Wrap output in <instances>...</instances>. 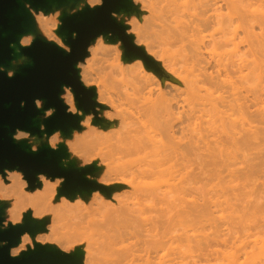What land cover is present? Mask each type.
Returning <instances> with one entry per match:
<instances>
[{"label":"bare ground","instance_id":"1","mask_svg":"<svg viewBox=\"0 0 264 264\" xmlns=\"http://www.w3.org/2000/svg\"><path fill=\"white\" fill-rule=\"evenodd\" d=\"M132 2L137 5L143 16L142 20L132 18L129 21L135 43L143 47L150 58L159 62L172 81L161 83L157 77L159 74L156 76L153 71L147 70L141 59L127 63L122 57L121 49H111L112 43L98 39L96 45L89 48V57L79 67V78L84 86L95 89L97 102L106 109L103 114L107 124L93 125V116L85 115L81 121L83 133L80 136L75 135L66 143V151L73 161L84 160L88 164L95 162L101 175V185L114 186L117 191L111 198H105L103 193L95 191L88 205H84L85 201L80 198L72 203L64 196L58 199L52 189V181L44 176L37 177L40 188L29 190L26 181L21 178L20 171L18 173L15 170H5L7 184L17 197L30 206L27 212L20 215L31 213L32 220L39 221L40 225L49 222L45 234L38 235L35 239L29 234L24 235L19 245L30 240V247L35 242L68 252L73 246H83L88 242L95 244V241L103 239L101 244L104 245L112 238L117 237L124 241L133 235L147 236L150 232L145 240L140 237L145 242L143 245L147 246L146 249L150 244L152 247L158 242L155 248L150 247V250L155 252L161 244L166 246L169 237L165 243H162L161 239L156 241L154 230L162 232L161 229L168 225L192 222L197 215L201 225L208 223L213 226L210 227L215 228V231L209 229L213 232L211 241L215 239V244L217 240L218 243L226 244V234L222 226L230 216L224 217L226 220L223 219V225L215 223L223 214H229L224 211L232 215L230 225L226 226L229 228L227 230L231 231L236 230V225H240V228H255L257 220L264 216V183L260 185L263 186V191H258V195L251 189L253 186L255 188L256 183L253 180L257 178V166L252 163L256 160L251 159L255 155L251 152L256 149L257 143L264 141V0ZM223 8L228 10V13H224ZM43 17L41 23L44 25L39 24V28L49 33L45 28L49 19L45 20ZM122 17L124 20L125 17ZM29 44L28 36L23 35L19 46ZM174 45L178 46L173 47ZM170 47L174 48L173 52L178 48L176 51L180 53L171 52ZM13 48L17 59L7 71L9 76H12L15 64L25 60L19 48L16 45H13ZM111 52H114L115 56L111 59L115 60L113 62L109 61L113 55ZM108 53L111 56H108ZM105 54L110 57L108 62L106 58L105 61L114 63L110 67L103 65L105 70L111 69V72H104L111 73L109 81L105 75H102L105 77L103 79L97 78V73L95 75V66L104 61L100 58ZM107 74L106 76L109 75ZM60 98L67 106L68 112L80 114L76 109L71 88L65 87ZM98 109L101 111V108ZM51 113L52 110H49L46 115ZM26 135V132L17 130L14 139ZM259 135H262L260 142ZM54 141L62 143L58 135L54 137ZM256 169L258 170V167ZM202 181L205 182L203 185H206V188L210 181L215 185H210L213 188L207 190L199 184L204 183ZM2 182L1 178L0 185ZM195 190L201 192L202 197L204 195L203 200L199 198L203 202H195L194 198H191L194 197ZM0 201L5 206V223L15 222L19 214L13 203L6 201L1 193ZM196 208H201L199 213L195 212ZM215 209L224 212L221 217L214 216ZM83 211L87 213L84 214ZM94 211L99 213L93 214ZM218 211L217 215L220 214ZM257 215L260 216L258 219ZM198 219L195 220L196 226L199 225ZM262 220L264 221V218ZM174 226L170 227L171 231L167 230L169 227L165 229L172 233ZM102 231L105 233L101 234ZM199 231L202 232L200 229ZM170 232L168 233L171 235ZM96 233L99 235L97 240L94 239ZM185 234L179 239L184 238L188 246L194 244L190 245L193 249L205 250V258L212 255L223 258L220 251L210 250L209 236L206 240L209 239L210 242L207 243L204 238L202 241L206 242L202 244L201 240H197L200 236ZM150 235L152 236L149 237ZM256 235L250 237L261 238ZM164 236L161 235L163 239ZM137 237L139 239V235ZM148 239L155 241L150 243ZM262 239L264 245V238ZM173 240L176 242V239ZM253 242L244 246L251 247L250 252L245 251L246 256L243 254L246 258L249 253V257L244 259L241 256L245 263L255 264L258 257L260 258L257 255H261L264 250L263 245L261 247L255 244L253 248ZM171 244L174 245V242ZM66 245L72 246L66 248ZM16 248L11 249L12 256H15ZM167 250L171 252L170 249ZM255 253L257 255H254ZM187 254L189 257L190 253ZM234 254L235 256L231 255L233 261L238 255ZM167 255L169 260L170 256ZM205 258L203 259L208 262V258ZM148 260L147 263H151L149 257ZM192 260V264L197 263ZM239 260L240 258L237 262ZM220 261L226 264L224 258ZM233 261L231 259L229 263L236 264L232 263ZM168 262L174 264L171 260ZM177 262L181 263L178 260ZM164 263L163 259L159 262ZM256 263L258 264V261Z\"/></svg>","mask_w":264,"mask_h":264},{"label":"water","instance_id":"2","mask_svg":"<svg viewBox=\"0 0 264 264\" xmlns=\"http://www.w3.org/2000/svg\"><path fill=\"white\" fill-rule=\"evenodd\" d=\"M79 0H0V173L5 170L22 172L29 190L40 187L37 177L43 175L50 180L62 179L57 197H85L100 191L110 197L111 189L104 187L88 176L96 171L95 165L76 167L66 163L69 157L66 147L58 145L56 149L42 144L33 151L27 141H17V130L24 131L31 137L49 138L56 132L64 137L73 131L81 130V121L85 115L94 116V125H102L97 108L102 107L96 100L94 88H86L79 78L78 65L89 56L90 46L100 37L109 43L120 42L123 59L127 62L141 59L147 70L161 73L159 65L139 47L134 36L128 33V27L116 16L121 13L131 14L137 11L132 0H101L95 7L85 6L81 10L68 14L62 13L57 35L68 47L64 50L55 43L36 37L29 46H19L23 35L34 34L36 24L32 12L45 14L64 7L72 8ZM13 45L29 62L14 66L12 76L7 70L17 59ZM71 88L77 111L82 115L68 112L60 98L64 88ZM38 94L45 97L41 101L42 114L28 115L18 108V102L24 97ZM52 110L49 116L46 112ZM27 129V130H25ZM4 205L0 204V264H69L64 257L71 255L76 264L83 263L81 250L68 254L49 245L34 243L18 256L11 255V249L17 247L21 237L29 234L34 238L45 230V224L31 218V213L24 214L21 224L4 225ZM42 226V227H41Z\"/></svg>","mask_w":264,"mask_h":264},{"label":"rangeland","instance_id":"3","mask_svg":"<svg viewBox=\"0 0 264 264\" xmlns=\"http://www.w3.org/2000/svg\"><path fill=\"white\" fill-rule=\"evenodd\" d=\"M88 0H79V2L74 6V7H72V8H69V7H64V8H61V9H56V10H53V11H51V12H49V13H47V14H45V13H43V12H32V15H33V19H34V22H35V24H36V32L34 33V34H28L27 36H28V40H30V44H31V42L36 38V37H41V38H43V39H45V40H47L48 42H52V43H55L56 45H58L59 47H61V48H63L64 50H68V47L62 42V39H61V37L60 36H58L57 35V30H58V27H59V25H60V17H61V15H62V13H68V14H72V13H75V12H77V11H79V10H81L83 7H85V6H89V7H95V6H98V5H100L101 4V0H91V2H87ZM134 5H135V7H137V5L135 4V3H133ZM223 12L224 13H228V10L226 11L225 10V8H223ZM136 14V15H135ZM43 15H45L44 17H43ZM122 16H124L125 17V19L123 20V17ZM42 17H43V19H49V21H48V26H45V28L49 31V33H46L45 31H42L40 28H39V24H41V25H44V23L42 22L41 23V19H42ZM52 18V19H51ZM116 18L120 21V22H122L125 26H127L128 27V33L130 34V35H133L134 36V34L133 33H131V26H130V24H129V21H130V19H132V18H136V19H139V20H142L143 19V16H142V14L140 13V11H139V9H138V7H137V11L136 12H134V13H131V14H124V13H121L120 15H118V16H116ZM52 20H54V22L52 21ZM50 36H49V35ZM98 39H101V40H103V41H105V42H107V43H109L105 38H102V37H100V38H98ZM97 39V40H98ZM96 40V41H97ZM94 42L90 47H94L95 45H96V43L97 42ZM134 41H135V38H134ZM29 44V45H30ZM29 45H24L23 47H25V46H29ZM176 46H178V45H176ZM175 45L173 46V47H176ZM111 49L112 50H119V49H121L122 50V57H123V49H122V45H121V43L120 42H116V43H114V44H112L111 46ZM143 48V47H142ZM171 48V47H170ZM169 48V49H170ZM144 49V48H143ZM173 50H174V48H171L170 49V51L171 52H173ZM176 50H178V48H176ZM175 50V52H173V53H180V51H176ZM88 52H89V50H88ZM114 52H111V54H113ZM110 54L108 53V56H109ZM23 56V55H22ZM107 56V54H105V56H103V58H100V60H104V61H101V63H102V65H101V63L99 64V63H97L96 64V66H95V68H97V69H99V70H97V69H95V75H96V73H97V75H96V77L97 78H101V79H103V78H107L106 80H108L109 81V79H108V77H110V74L111 73H106L108 76H106V74L104 73V72H107L108 70H110V71H108V72H111V69L109 68L110 67V65L111 64H114V63H111V62H113V61H115V60H112L111 61V59H114L115 58V56H114V54L111 56V58L110 57H106ZM262 56V55H261ZM260 56V57H261ZM24 57V56H23ZM89 57V56H88ZM114 57V58H113ZM105 58H106V60H107V62H108V58H110V60L109 61H111L110 63L111 64H109V63H107L106 61H105ZM261 58H263V57H261ZM25 59V61H27V62H29V60H27V58L25 57L24 58ZM155 61V60H154ZM127 62V61H126ZM158 65H159V68L161 69V73L159 74V73H156V72H154L155 73V75L157 74H159L157 77H158V79L161 81V83H167V82H171L172 80H171V78L168 76V74L163 70V68L162 67H160V64H159V62H157V61H155ZM22 63H24V60H22V61H20V62H18L16 65L18 66V65H20V64H22ZM107 63V64H106ZM127 63H134V60L133 61H130V62H127ZM83 63H81V64H79L78 65V69H79V67H80V65H82ZM98 65V66H97ZM101 65V66H100ZM103 65H105V66H109L108 68V70H105L104 68H103ZM104 66V67H105ZM14 68V67H13ZM104 69V70H103ZM107 69V68H106ZM8 71V70H7ZM97 71V72H96ZM100 71H102V72H99ZM149 71H151V70H149ZM13 73V72H12ZM99 73V74H98ZM103 73V74H102ZM163 74V75H162ZM100 75V76H99ZM102 75H105V77H103ZM167 75V76H166ZM165 77V78H164ZM264 85V84H263ZM86 88H92V87H90V86H85ZM75 99V98H74ZM103 109V110H102ZM101 109V111H99V109L97 108V111H98V116H99V118L103 121V124L102 125H98V126H104V125H106L107 124V119L104 117V114H103V112H104V110H106L105 108H102ZM79 113L80 114H78V115H82V112L81 111H79ZM46 116H49V115H46ZM87 116H89V115H87ZM90 116H93L92 114H90ZM93 121H94V116H93ZM93 124V123H92ZM94 125V124H93ZM83 128L81 127V130H79V131H73L72 133H71V135L70 136H68V137H64V135H62L61 133H55V134H53L52 136H50L49 138H47L46 136H43L42 138H38V137H36V136H34V137H31V136H29V134L27 133V135L26 136H23V137H17V138H15V140H17V141H23V140H25V141H27V143L31 146V148H32V150L33 151H37V149L42 145V144H46V145H49L51 148H53V149H56L57 148V146L58 145H64L65 147H66V143L68 142V141H71L72 139H73V137H75V135H77V136H80L82 133H83ZM60 136V138L62 139V143H55V141H54V137L55 136ZM262 138V135H261V137H260V135H259V142H260V139ZM262 141V140H261ZM264 142V141H263ZM263 142H260V144L259 143H257V146H256V149H254V151L253 152H251V153H253V155H255V156H253V158H251L252 156H250V158L252 159V160H256V162L254 161V162H252L253 163V165L254 166H257L258 167V170L255 168V171H257V173H255V175L257 174V176H255V177H257V178H255V180H253V181H255V188H251V189H253L254 190V192L256 191V193L255 194H257L258 195V191H261V189H262V191H263V186H260V185H262L263 183H264V168H262L263 166H264V144H262L261 145V143H263ZM64 143V144H63ZM259 144V145H258ZM260 146V147H259ZM262 146V147H261ZM252 155V154H251ZM256 158V159H255ZM72 160V161H71ZM263 161V162H262ZM66 163H74L75 164V166L76 167H86V166H90V165H96V163L95 162H92V163H90V164H88V163H85V161L84 160H80V161H77V160H74L73 161V159H71L70 158V155H69V157L66 159V160H64V164H63V166H65V164ZM255 163V164H254ZM260 165H262V166H260ZM96 167H97V165H96ZM260 168V169H259ZM97 170L98 171H96L92 176H88L89 177V179L90 180H94V181H96L97 183H99L100 185H101V183H100V179H101V175L99 174V168L97 167ZM16 172H18V173H20L19 171H17V170H15ZM262 175H261V174ZM21 174V178H22V180L23 181H26L25 180V178H24V176H23V174H22V172L20 173ZM0 175H1V177H0V179L2 178L3 179V182H2V184L0 185V193L1 194H3L4 196H5V198H6V201H10V202H12L13 203V205L15 206V209H16V212H17V214H19V218L15 221V222H9V223H5L4 222V227L5 228H7V226L9 225V224H11V225H18V224H21L22 223V220H23V216H21L20 214H22V213H25V212H27L30 208V206L28 205V203H26V202H24V201H22V199H20L19 197H17V195H15V193H14V191L11 189V186L9 185V184H7L8 182H6V175H2L1 173H0ZM39 176H43V175H39ZM45 177V176H44ZM261 178V180H260V178ZM48 179V178H47ZM50 180V179H49ZM260 180V181H259ZM52 181V189L55 191V193H56V197H57V190L60 188V186H61V183L63 182V180L62 179H55V180H51ZM257 181V182H256ZM39 182V181H38ZM202 182H204V181H202ZM213 181H210V182H208L209 184V186L207 185V188H206V185L204 186L203 184H205V182L204 183H199V182H197V183H199V184H202V185H199V186H202V187H205V189H207V190H210V188L212 189L213 187H214V182L212 183ZM26 183H27V181H26ZM252 183V182H251ZM206 184H207V182H206ZM196 186H197V184H195ZM210 185H213V187L212 186H210ZM253 185H254V183H253ZM26 186H27V189H29V187H28V184H26ZM252 186V185H251ZM263 187V188H262ZM40 188V187H39ZM107 188H109V189H111V193H110V196L111 195H113V193H115L116 191H117V189H116V187H114V186H110V187H107ZM38 189V188H37ZM195 189H197V188H195ZM36 190V189H35ZM197 190H202V189H197ZM204 190V189H203ZM206 191V190H205ZM98 192H100V191H98ZM101 193V192H100ZM201 192H199L198 193V191L196 192V190H195V193L193 194L194 195V197L192 196L191 198L193 199L194 198V201L196 200L197 202L198 201H202L203 199V197H204V195H203V197L201 196V194H200ZM261 193V192H260ZM195 194H197V196L195 195ZM203 194V193H202ZM95 195V193H92L91 195H88V196H85V197H80V196H77L74 200H70L69 198V201H71L72 203H74L75 201H76V199L77 198H80V199H82L83 201H85L84 202V205H88L90 202H91V199H92V197ZM105 198H111V197H107L105 194L103 195ZM201 197V199H199ZM58 198V197H57ZM190 198V199H191ZM59 199V198H58ZM191 199V200H192ZM205 200V199H204ZM195 201V202H196ZM1 202V201H0ZM203 202V201H202ZM205 202V201H204ZM197 205L196 206H198V203H196ZM200 204H203V203H200ZM1 205H4L3 204V202H1ZM240 205V204H239ZM201 209V208H200ZM200 209H198V210H200ZM222 209V208H221ZM195 210V212L197 211V213H199L198 212V210H197V208L196 209H194ZM216 211H215V213L214 214H216V215H214V216H218V217H216V218H219V217H221V215L224 213V212H227V216H223V215H226V214H223L222 215V217H221V219L219 220H217L215 223L217 224V225H223L225 222H226V224L225 225H223L222 227H224L222 230L225 232V234H226V236H225V234H224V236H225V239H226V244L225 243H218V240H217V243H218V245H217V243L215 244V239H214V241L212 242L211 241V238L212 237H210L211 236V234L213 233L212 232V230L213 231H215V228H212L213 226L212 225H210V224H208V223H205V225L204 224H200V223H202L201 222V220L200 219H198V215H197V217L195 216V218L196 219H198V224L199 225H197L196 226V219L194 218V221H189V223L188 222H183L182 224L180 223V225H178V223L174 226V225H171L172 227L174 226V232L172 231V233L170 232L171 230H170V227L171 226H166L165 228L167 229V227H169V229H167V230H170V231H168V232H170L171 233V235H172V237H170L171 235L167 232V230L163 227H161L162 229V232L161 231H159V230H154V232H155V234L156 233H158L157 235H155L154 234V236H156L155 238V240L157 241V240H159V239H161V242L162 243H165L166 242V240H167V238H168V240H167V244H166V246H162V244L161 243H159V246H160V244H161V246L160 247H158V246H156V248L158 247V250L156 249L155 250V252H152L153 251V249H151L150 250V247H151V244L149 245L148 243H146V245L148 244L149 246V250L148 249H146V247L147 246H144L143 244H145V242L143 241V239L144 238H148V235H149V233H147L146 235L147 236H142L141 234H138L139 235V239H141L142 240V242H144V243H142L139 239H138V235L136 236V235H133V237H130V239H126V240H122V241H120L117 237L116 238H112L110 241H108L106 244H104V245H102L101 244V242H102V240L103 239H101V240H99V241H95V244H92V242H88V243H86L85 245H83V246H73V248H71L70 250H68V252H64V253H68V254H71V253H74L75 251H78V250H81L82 252H83V263L82 264H154L153 262H155V264H156V262L157 261H159L160 259V263H161V261H162V259H163V263H164V258H165V262L168 264L169 262V260H171V263L172 262H174V264L177 262V260L178 261H181V263L182 264H186L187 262L186 261H188L189 262V264H190V262H191V260L192 261H197V263L196 264H222V261H220V260H222L223 258H224V260H226L225 262H226V264H230L229 263V260L231 261V259H232V261H233V258H232V256L231 255H234L235 256V254L234 253H236V254H238V255H236V257H234L236 260L235 261H233L232 263H236V264H250V263H248V262H243L244 261V259H246L247 257H249L248 256V254H247V257L246 258H244L243 257V254L244 253H247V252H250V250H251V247L250 246H246L247 248H245L244 246L245 245H247V243L248 242H253L254 240V242H253V248H254V246H255V244L256 245H258V246H260L261 245V247H262V238H264L263 236H264V221L262 220L263 218H264V216H261V217H263V218H261L259 215H257V219L260 217V219H256L257 220V222L256 223H258L257 224V227H255V228H250V227H241L240 228V225L239 226H237L236 225V230H227V229H229V228H227L226 226H228L227 224H229L230 225V223H231V221H230V219H231V216L232 215H230V212H228V211H224L223 213L219 210L218 211V209H215ZM219 212L220 214H218L217 215V213L216 212ZM83 213L84 214H86L87 213V211H83ZM99 212L98 211H94V213L93 214H98ZM3 214H4V211H3ZM240 215H241V213H239ZM194 215H196V214H194ZM239 215V216H240ZM262 215H263V213H262ZM228 216H230V217H228ZM224 217H228V219L229 220H226V218H224ZM234 217V216H233ZM200 218V217H199ZM226 220L225 222H224V220ZM249 219V218H248ZM223 220V221H222ZM263 222H262V221ZM203 221V220H202ZM220 222H222V223H220ZM203 223H204V221H203ZM216 224H214L215 225V227H216ZM201 225V226H200ZM242 225V224H241ZM262 225V226H261ZM49 226V222H46V224H45V230L43 231V232H40V233H38L34 238H32V239H35L38 235H41V234H45L46 232H47V227ZM205 226V227H204ZM210 226H212V227H210ZM259 226H261V227H259ZM200 227V228H199ZM226 227V228H225ZM189 230H188V229ZM204 228V229H203ZM259 230H258V229ZM158 229H160V228H158ZM164 229H165V231H166V233H165V231H164ZM172 230H173V228H171ZM184 229V230H183ZM186 229H187V231H186ZM199 229L200 230H202V232L201 231H199ZM206 229V230H205ZM209 229H212L211 231L209 230ZM247 229V230H246ZM177 230V231H176ZM221 230V229H220ZM175 231H176V233H175ZM189 231V232H188ZM192 231V232H191ZM204 231V232H203ZM262 232V234L260 233V232ZM153 232V233H154ZM161 232V233H160ZM212 232V233H211ZM258 232H259V234H258ZM101 234H104L105 233V231H102V232H100ZM185 233H189L190 235H191V233H193V235H195L196 237H199V239H197V238H195L194 237V239L196 240H201V242H202V244H204L207 240H206V237H210V241H209V239H208V241H207V243H209L208 245H210V250H215V251H220V254H221V258H222V256H223V258L222 259H220L219 257L220 256H217V255H214V256H216L215 258H214V256L212 255V257L211 256H206V258H205V256L203 255L204 253H205V250L203 251V250H197V248L196 249H193V248H191V244L188 246L187 245V243H186V241H184V238H181V239H179V237L182 235V237H183V235ZM207 234V236H205L204 237V234ZM152 234V233H151ZM162 235V237L164 236L165 238L163 239L162 237H161V235ZM188 234V235H189ZM201 234H203L202 236H201ZM209 234V235H208ZM257 234V235H256ZM261 234V235H260ZM24 235H27V234H24ZM23 235V236H24ZM159 235H160V237H159ZM177 237H175V236ZM214 235V234H213ZM252 235V236H251ZM254 235H256V237H259L258 235H260L261 236V238L259 237L257 240L255 239V238H251V237H253ZM263 235V236H262ZM22 236V237H23ZM137 238H136V237ZM140 236H142L143 237V239L140 237ZM152 235H150L149 237H151ZM153 236V237H154ZM185 236H186V234H185ZM249 236V237H248ZM251 236V237H250ZM21 237V238H22ZM152 237V239H154ZM186 237H188V236H186ZM208 237V238H209ZM255 237V236H254ZM30 237H28V239H29ZM136 238V239H135ZM158 238V239H157ZM189 238H190V236H189ZM192 238V237H191ZM205 238V239H204ZM94 239L95 240H97V239H99V235H98V233H96V236L94 237ZM137 239H138V241H137ZM172 239H176V242H175V240H173L172 241ZM186 239V238H185ZM193 239V238H192ZM192 239H190V240H192ZM202 239H204V240H206L205 242L204 241H202ZM252 239H254V240H252ZM260 239V240H259ZM145 240V239H144ZM149 241H151V239H148ZM155 240H153V241H151L150 243H154V241ZM178 240H183L184 241V243H182L181 241H178ZM194 240V241H195ZM213 240V239H212ZM164 241V242H163ZM172 241V242H171ZM258 241H261L259 244L258 243H256V242H258ZM160 242V241H159ZM174 242V245L173 244H171V243H173ZM204 242V243H203ZM35 243V242H34ZM33 243V244H34ZM194 243V242H193ZM211 243H212V245L213 246H211ZM155 244L156 243H154V245H152V247L151 248H153L154 246H155ZM157 244H158V242H157ZM156 244V245H157ZM189 244V243H188ZM223 246H222V245ZM30 245H31V241L30 240H27L24 244H22V245H19V246H17V248L15 249V256H18V255H20L22 252H25V251H27L28 250V248H33V245L30 247ZM143 245V246H142ZM163 245H165V244H163ZM248 245H251V244H248ZM60 246V245H59ZM58 246V247H59ZM72 246V245H66V246H64V247H66V248H70V247ZM142 246V247H141ZM187 246V247H186ZM192 246H194V244H192ZM264 246V245H263ZM161 247H163V249H161ZM191 248L190 250H189V248ZM214 247V248H213ZM250 247V248H249ZM257 247V246H256ZM261 247H259V248H261ZM155 248V247H154ZM167 248L168 249H170V251L171 252H168L169 250H167ZM174 248V249H173ZM59 250H61L60 248H58ZM146 249V250H145ZM246 249V250H245ZM248 249V250H247ZM263 249H264V247H263ZM143 250V251H142ZM146 251V253H145V251ZM163 250V251H162ZM165 250V251H164ZM167 250V251H166ZM253 250V249H252ZM262 250V249H261ZM62 251V250H61ZM147 251H148V253H147ZM158 253H157V252ZM182 251V252H181ZM186 251V252H185ZM214 251V252H215ZM245 251H247V252H245ZM254 251V250H253ZM63 252V251H62ZM173 252V253H172ZM190 253V256L192 257H188V254L187 253ZM260 252V251H259ZM262 252V256H264V250L263 251H261ZM162 253V254H161ZM169 254V256H170V258H169V260H167L168 259V255L167 254ZM178 253V254H177ZM181 253V254H180ZM184 253V254H183ZM186 253V254H185ZM155 254H158L157 256L155 255ZM172 254V255H171ZM174 254V255H173ZM179 254H180V256H179ZM219 254V255H220ZM260 254V253H259ZM155 257L154 259L151 257ZM160 255H161V258H160ZM165 255H167L166 257H164ZM175 255H177V256H175ZM185 256L184 258H183V256ZM187 255V256H186ZM245 256H246V254H244ZM254 255H257L256 253L254 254ZM261 255H257V256H260V258L258 257V260H256V261H258V264H264V257H262ZM175 256V257H174ZM204 256V257H203ZM229 256H231L230 258H228ZM238 256V257H237ZM244 258H242V257ZM14 257V256H13ZM148 257H149V259H150V261H151V263H147V260H148ZM156 257H157V259H156ZM159 257V258H158ZM162 257H164V258H162ZM187 257V258H186ZM218 257V258H217ZM186 258V259H185ZM191 258V260H189ZM203 258H205V259H207L208 260V262L207 261H205ZM240 258V260L237 262V260ZM252 258H253V256H252ZM255 258H256V256H255ZM159 259V260H158ZM172 259L174 260V259H176V260H174V261H172ZM185 259V260H184ZM188 259V260H187ZM196 259V260H195ZM200 259V260H199ZM213 259H220L219 261H220V263H219V261L218 260H213ZM248 260H249V258H248ZM252 260V259H251ZM254 260V259H253ZM149 261V260H148ZM153 261V262H152ZM184 263H183V262ZM199 261V262H198ZM210 261V262H209ZM247 261V260H246ZM255 261V260H254ZM253 261V262H254ZM256 261H255V264H257L256 263ZM159 262H158V264H159ZM260 262V263H259ZM166 263H164V264H166ZM180 262H179V264H181ZM223 263H224V261H223ZM170 264V263H169ZM173 264V263H172ZM176 264H178V262L176 263ZM188 264V263H187ZM191 264H192V262H191ZM194 264V263H193ZM225 264V263H224ZM252 264H254V263H252Z\"/></svg>","mask_w":264,"mask_h":264},{"label":"snow or ice","instance_id":"4","mask_svg":"<svg viewBox=\"0 0 264 264\" xmlns=\"http://www.w3.org/2000/svg\"><path fill=\"white\" fill-rule=\"evenodd\" d=\"M41 101H45V97L38 94H32L28 97H24L22 101L18 102V108L21 112L28 115H39L42 114V109L40 107ZM64 259L69 261V264H76V261L71 255L64 257Z\"/></svg>","mask_w":264,"mask_h":264}]
</instances>
